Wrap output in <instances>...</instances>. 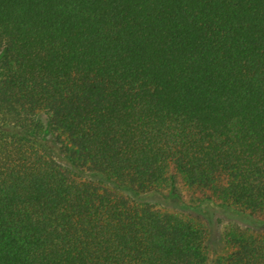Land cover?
I'll return each instance as SVG.
<instances>
[{
	"label": "trees",
	"instance_id": "16d2710c",
	"mask_svg": "<svg viewBox=\"0 0 264 264\" xmlns=\"http://www.w3.org/2000/svg\"><path fill=\"white\" fill-rule=\"evenodd\" d=\"M170 170L264 214V0H0V264H208Z\"/></svg>",
	"mask_w": 264,
	"mask_h": 264
},
{
	"label": "rangeland",
	"instance_id": "374dc122",
	"mask_svg": "<svg viewBox=\"0 0 264 264\" xmlns=\"http://www.w3.org/2000/svg\"><path fill=\"white\" fill-rule=\"evenodd\" d=\"M170 175H172L171 181L162 188V194L151 195L148 198L163 209L182 216L194 217L205 225L208 264L227 249L224 232L230 227L264 231L263 213L248 214L220 206L217 201L209 199L207 191L186 187L173 170H170Z\"/></svg>",
	"mask_w": 264,
	"mask_h": 264
}]
</instances>
